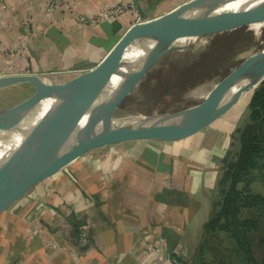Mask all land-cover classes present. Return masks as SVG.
Masks as SVG:
<instances>
[{
    "label": "crops",
    "instance_id": "obj_1",
    "mask_svg": "<svg viewBox=\"0 0 264 264\" xmlns=\"http://www.w3.org/2000/svg\"><path fill=\"white\" fill-rule=\"evenodd\" d=\"M5 1L0 75L10 56L4 50L25 43L12 58L16 73L60 83L98 64L141 17L155 18L187 0H135L136 11L107 21L92 17L125 0H60L50 14L47 0ZM228 111L184 135L96 147L31 186L0 212V264H176L177 258L198 264L218 162L235 126ZM147 244H160L163 255L151 258Z\"/></svg>",
    "mask_w": 264,
    "mask_h": 264
},
{
    "label": "water",
    "instance_id": "obj_2",
    "mask_svg": "<svg viewBox=\"0 0 264 264\" xmlns=\"http://www.w3.org/2000/svg\"><path fill=\"white\" fill-rule=\"evenodd\" d=\"M192 15L205 16L208 21L190 32L184 42L171 43V38L162 43L173 23ZM215 21L263 22L264 1L187 0L155 18L141 17L98 64L65 82H49L36 73L0 75V88L20 82H30L36 88L33 95L0 113V150L31 130L59 102L89 97L92 105L91 111L73 121L60 119L49 123L0 161V212L25 197L31 186L96 147L191 133L210 124L254 90L264 81V45L240 66L221 91L189 108L147 115H114L116 105L163 54L189 46ZM132 49L134 56L129 57L127 52ZM116 80L119 90L100 106L99 101ZM45 103L49 106L44 110ZM65 112L63 117L69 114ZM114 120L120 123L110 124Z\"/></svg>",
    "mask_w": 264,
    "mask_h": 264
},
{
    "label": "rangeland",
    "instance_id": "obj_3",
    "mask_svg": "<svg viewBox=\"0 0 264 264\" xmlns=\"http://www.w3.org/2000/svg\"><path fill=\"white\" fill-rule=\"evenodd\" d=\"M184 37L186 36H176L170 42H182L186 39ZM263 45L264 21L210 23L189 46L163 54L128 95L116 105L114 115L119 117L147 115L189 108L221 91L240 66ZM35 92L36 88L30 82L0 91V113ZM248 95L232 106L227 114L234 119L235 126L230 145L218 162V178L214 190L216 195L218 181L226 166L225 158L230 151L238 147L240 128L249 118ZM251 186L254 191L264 195L263 177L255 176ZM256 215L255 209H245L243 212L244 217ZM255 247L254 243V249L260 253V247ZM206 249L205 255L209 259L217 256L220 257V261H228L229 264H242L239 257L242 251L238 250L236 242L228 233L222 231L211 238Z\"/></svg>",
    "mask_w": 264,
    "mask_h": 264
},
{
    "label": "trees",
    "instance_id": "obj_4",
    "mask_svg": "<svg viewBox=\"0 0 264 264\" xmlns=\"http://www.w3.org/2000/svg\"><path fill=\"white\" fill-rule=\"evenodd\" d=\"M248 96L249 118L240 128L238 147L225 158L211 219L197 253L200 264H229L220 261V257L209 259L205 255L210 239L222 231L228 233L242 251L239 254L242 264H264V195L251 186L255 176L264 178V81ZM245 209H255L257 215L244 217ZM254 243L261 249L259 254ZM177 260L185 264L182 259Z\"/></svg>",
    "mask_w": 264,
    "mask_h": 264
},
{
    "label": "bare ground",
    "instance_id": "obj_5",
    "mask_svg": "<svg viewBox=\"0 0 264 264\" xmlns=\"http://www.w3.org/2000/svg\"><path fill=\"white\" fill-rule=\"evenodd\" d=\"M264 1V0H263ZM207 18L205 16L199 15H192L190 17H185L180 19L179 21L173 23L169 29L166 31L162 43L166 44L169 39L184 35L187 39V35L192 32L195 28L202 25L203 23L207 22ZM185 39V40H186ZM184 40V41H185ZM182 41V42H184ZM161 53L159 51L157 54ZM129 57L134 56V49L127 52ZM49 77V76H48ZM52 80V78H51ZM54 81V79H53ZM52 82V81H51ZM117 80L113 83L111 88L103 95L102 99L99 101V105H103L104 102L110 99L115 93L119 90L120 86H117ZM49 104L45 103L42 106V109L48 108ZM92 110L91 99L89 97H78L72 100H65L55 104L50 110H48L37 122V124L29 131L23 133L22 135L18 136L15 140L11 143L6 145L0 150V161L6 160L14 151L15 149L20 146L24 141H26L29 137H31L37 131L43 129L49 123L54 122L55 120L62 119L63 122L73 121L77 119L78 116H81L84 113H87ZM63 111L65 113H69L66 117H63ZM133 115V114H132ZM120 121L114 120L110 122L112 125L119 124Z\"/></svg>",
    "mask_w": 264,
    "mask_h": 264
},
{
    "label": "built area",
    "instance_id": "obj_6",
    "mask_svg": "<svg viewBox=\"0 0 264 264\" xmlns=\"http://www.w3.org/2000/svg\"><path fill=\"white\" fill-rule=\"evenodd\" d=\"M60 3V0H47L46 6H45V12L46 14L52 13ZM7 8V2L5 0H0V12ZM68 14H72V7L68 5ZM137 10V5L135 0H125L122 3L118 4H105L99 11H97L92 19L95 21H107V20H112V19H120L122 18L125 14H127L130 11H136ZM80 21H87L88 17L86 16H79L78 17ZM139 21V20H138ZM27 25L29 24V18H26ZM25 49V43H22L19 47V50H16L14 48H8L5 49V53L10 55L8 57V63H7V70L4 74H15L16 73V68H15V63L13 62V55L17 52H22ZM163 240L162 237H160L159 242ZM160 244L154 246L153 244H147V250L150 252L151 258L155 257H160L162 256L163 250H161ZM176 264H182L180 261L175 260Z\"/></svg>",
    "mask_w": 264,
    "mask_h": 264
}]
</instances>
